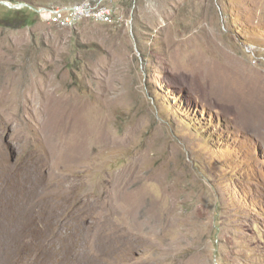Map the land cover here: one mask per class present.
Returning <instances> with one entry per match:
<instances>
[{
  "label": "rangeland",
  "instance_id": "rangeland-1",
  "mask_svg": "<svg viewBox=\"0 0 264 264\" xmlns=\"http://www.w3.org/2000/svg\"><path fill=\"white\" fill-rule=\"evenodd\" d=\"M82 1L0 0L4 200L61 209L59 112L88 145L76 195L134 177L110 205L139 227L120 264H264V0H106L127 25L36 12Z\"/></svg>",
  "mask_w": 264,
  "mask_h": 264
},
{
  "label": "bare ground",
  "instance_id": "bare-ground-1",
  "mask_svg": "<svg viewBox=\"0 0 264 264\" xmlns=\"http://www.w3.org/2000/svg\"><path fill=\"white\" fill-rule=\"evenodd\" d=\"M54 122V132L61 153L71 152L68 156H61V162L66 165L67 171L55 178L64 196L61 209L57 210L54 205L44 201L33 204L36 199L29 203L25 199L26 194L17 191L15 193L20 198L9 203L5 201L7 196L4 200L1 195L4 189L0 190V264H120L129 244L138 239L136 232L139 227L134 226L127 233L122 223L114 222L110 205L113 201L127 200L134 177L129 173L116 175L90 200L89 197L84 199L76 195L75 190L80 186L81 179L80 172L74 169L88 160L87 141L84 140L83 132L79 128L76 130V126L65 119L62 113L57 112ZM72 133L77 138H73ZM97 144L107 145L101 140ZM70 167L76 168L71 171ZM12 197L11 195L9 200Z\"/></svg>",
  "mask_w": 264,
  "mask_h": 264
},
{
  "label": "built area",
  "instance_id": "built-area-1",
  "mask_svg": "<svg viewBox=\"0 0 264 264\" xmlns=\"http://www.w3.org/2000/svg\"><path fill=\"white\" fill-rule=\"evenodd\" d=\"M106 0H84L73 4L36 9L37 14L45 23L61 27H74L86 21L109 25H127L123 16L118 15L112 6L105 3Z\"/></svg>",
  "mask_w": 264,
  "mask_h": 264
},
{
  "label": "trees",
  "instance_id": "trees-1",
  "mask_svg": "<svg viewBox=\"0 0 264 264\" xmlns=\"http://www.w3.org/2000/svg\"><path fill=\"white\" fill-rule=\"evenodd\" d=\"M19 13H20V12H18V14H19ZM20 23H21V24L18 25L19 27H25V26L29 25L28 18H26V17H22V18L20 19ZM18 26H16V27H18Z\"/></svg>",
  "mask_w": 264,
  "mask_h": 264
}]
</instances>
